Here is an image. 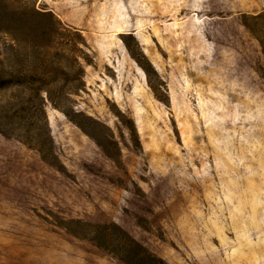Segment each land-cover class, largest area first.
Returning a JSON list of instances; mask_svg holds the SVG:
<instances>
[{
	"label": "rangeland",
	"instance_id": "rangeland-1",
	"mask_svg": "<svg viewBox=\"0 0 264 264\" xmlns=\"http://www.w3.org/2000/svg\"><path fill=\"white\" fill-rule=\"evenodd\" d=\"M32 1L80 90L0 134V264H126L102 227L167 264H264V0Z\"/></svg>",
	"mask_w": 264,
	"mask_h": 264
},
{
	"label": "trees",
	"instance_id": "trees-1",
	"mask_svg": "<svg viewBox=\"0 0 264 264\" xmlns=\"http://www.w3.org/2000/svg\"><path fill=\"white\" fill-rule=\"evenodd\" d=\"M47 18L55 19L50 12L37 10L32 0H0V134L15 136L24 142L33 126L38 132L44 131V123L48 127V101L62 110V100L80 90L75 83L66 90L60 79L53 77L68 73V67L60 61L69 59L71 46L61 45L59 51L46 42L51 34ZM260 42L264 44V39ZM81 70L78 65L77 71ZM49 135L47 129L43 146L38 150L44 160L55 161L57 157ZM102 228L97 244L123 255L126 264H167L124 231L121 230L125 239L118 240L109 229Z\"/></svg>",
	"mask_w": 264,
	"mask_h": 264
}]
</instances>
